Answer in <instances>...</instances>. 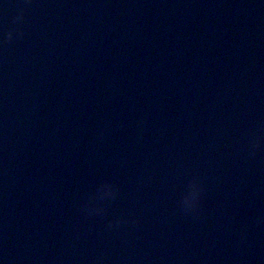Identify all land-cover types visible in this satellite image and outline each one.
<instances>
[{"label":"water","instance_id":"water-1","mask_svg":"<svg viewBox=\"0 0 264 264\" xmlns=\"http://www.w3.org/2000/svg\"><path fill=\"white\" fill-rule=\"evenodd\" d=\"M0 264H264V0H82L0 154Z\"/></svg>","mask_w":264,"mask_h":264},{"label":"clouds","instance_id":"clouds-1","mask_svg":"<svg viewBox=\"0 0 264 264\" xmlns=\"http://www.w3.org/2000/svg\"><path fill=\"white\" fill-rule=\"evenodd\" d=\"M17 19H20V17H17ZM8 40H11L12 39V33H8ZM109 188H111V185L108 186ZM196 206V204H194L191 208H194Z\"/></svg>","mask_w":264,"mask_h":264}]
</instances>
